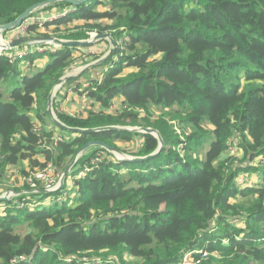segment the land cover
Masks as SVG:
<instances>
[{"label": "trees", "instance_id": "obj_1", "mask_svg": "<svg viewBox=\"0 0 264 264\" xmlns=\"http://www.w3.org/2000/svg\"><path fill=\"white\" fill-rule=\"evenodd\" d=\"M44 1L0 0V26ZM62 4L77 13L54 21V32L61 33L65 26L74 31L66 38L81 40L86 30L111 31L118 41L126 39L118 44L117 55L122 49L133 52L114 63L102 81L91 83L88 97L102 110L90 114L86 127L122 125L139 117L129 110L178 106L186 112L181 125L191 127V132L181 141L180 135L147 122L146 127L160 132L165 145L157 157L140 162H112L105 157L108 152L98 148L82 160L92 171L75 180L78 198L70 205L63 196L67 186L40 195L51 198L52 207L17 208L28 204L27 198L14 209V202H0L8 206L0 215V264H80L86 259L182 264L195 250L203 253L192 255L194 264H264V0ZM100 6L105 10H98ZM79 21L82 24L71 30ZM34 25L29 35L37 31ZM76 50L82 48L62 47L43 70L9 83L11 90L3 89L2 83L21 75L20 62L12 64L7 52L0 56V183L9 168L20 166L26 177L46 174L51 166L60 177L87 143L103 141L113 147L116 140L133 137L128 131L68 132L69 140L55 145L49 137L46 140L51 131L42 110ZM122 61L127 66L117 68ZM123 68L134 71L126 77ZM115 100L122 105L116 116L107 113ZM35 110L44 124L40 131L31 115ZM205 142L209 148L204 156L192 160V150ZM232 144L242 154L240 160L233 159ZM158 147V139L145 134L139 155L148 156ZM97 154L104 162L91 165ZM162 160L182 170L162 168ZM122 168L127 173L120 174ZM249 172L263 178L244 188L237 176ZM34 183L44 189L43 183ZM20 224L27 225L26 233L17 232ZM215 253L220 255L217 262Z\"/></svg>", "mask_w": 264, "mask_h": 264}, {"label": "rangeland", "instance_id": "obj_2", "mask_svg": "<svg viewBox=\"0 0 264 264\" xmlns=\"http://www.w3.org/2000/svg\"><path fill=\"white\" fill-rule=\"evenodd\" d=\"M57 4H60V7L58 8ZM62 9V11H61ZM98 10H105L101 6L98 7ZM66 12V13H65ZM71 13L76 14L77 12H74V9L66 8L65 5L60 3H55L53 5H50L48 7H45L43 9H39L35 11L28 19L24 22L23 25L20 27L11 30L9 32H0V43L5 44L6 48H2V51L7 52V57L10 60L12 64H16L17 62H20L19 71L21 72V75L17 78L15 76L9 77L7 81L2 83V88L5 90H11L13 89V86H9L8 84L11 83L12 85L15 83L16 80L21 81L23 77L29 76L32 77L37 72L43 70L47 64L51 61V58H55L56 54L61 50V46L57 44H53L52 42H43V41H34V42H28V43H20L22 40L27 39H39V38H46V37H52L55 39H59L62 41H77V40H71L66 38V36H70L74 33V31H68L65 26H62V32L56 33L54 32V29L56 25H53L54 21L59 22L66 20L69 18ZM36 24L34 26H37V31H33L30 35L28 34V30L31 25ZM82 22H76L72 26H70V29L78 25H81ZM49 25V27H48ZM51 25V26H50ZM86 38H83L79 41H91L94 37L97 35L102 34H110L112 39L116 42V51L112 54H110V51L112 50V42L110 39H103L100 41H97L94 45L90 47L82 48V50H76L73 51V57L71 60L70 68L65 72V74L60 78L64 79L69 76H78L76 79L73 80H67L64 81L61 85H59L58 82L55 83V85L51 88L49 91V95L51 94L53 96V103L51 106L52 115L51 116L48 112L49 109V102L47 98L46 108L45 110H42V115L44 117V124L46 127L51 131L50 136H46L47 138H50L51 143L53 145L60 143L64 140H69L72 138V135L68 133L66 130L59 128V126L55 123L54 118L59 121L61 124L67 126L68 128H81V129H90L85 126V122L88 121V119H91L90 114L95 113L98 114L102 110V106L100 103L96 102L95 99L89 98L88 94L90 91L91 83L95 80L102 81L105 78V75L110 72L112 67H114V63H117L118 61L121 62V59L125 56L133 55V52H124L120 51V53L117 55L119 45L123 44L126 39L123 37L119 39V41L116 39L115 34L111 31L100 33L96 30L89 31L86 30ZM129 39H127L128 41ZM141 48V46H139ZM3 52V53H4ZM116 57H115V56ZM95 57V58H91ZM114 57V59H112ZM32 58V59H31ZM98 66L92 68L91 70L87 71L84 75H80V72L86 68L87 66L97 63L100 60H103ZM33 60V65H30L29 62ZM127 66L126 61H122V63L117 67H125ZM122 74L124 76H129L133 73V69H125L123 68ZM241 76H243V72H241ZM16 81V82H18ZM123 99L120 97V100ZM113 105L111 106L110 110L107 112L109 114L118 115V111L122 108V105H120L117 100L114 101ZM137 113L139 117L137 119H134L132 121H128L126 124L122 125H109V126H101L91 129H100L105 127H117L121 129L126 130H142L143 128H149L146 127L147 122H153L156 124L157 127L165 128V130L172 131L177 135L181 136V141H185L186 136H188L191 132V127L186 128V126H182L181 122L185 119V113L183 112L182 108L178 106H174L173 108L169 110H162L160 108H153L147 111L146 109H137L129 110V112ZM179 111V113H177ZM38 111H33L32 118L34 119V122L36 124V128L40 131L43 129V125L37 118ZM61 114V115H60ZM63 115V118H62ZM62 129V130H61ZM149 129H153L156 131L157 134H160L156 128L150 127ZM124 130V131H126ZM131 132V131H128ZM186 135H183V134ZM133 137H129L130 140H116L114 142L113 148L114 151L108 152L106 154V159L112 161V162H140L137 161L139 158H144L145 156L139 155V152L141 150V146L144 141V133L142 132H132ZM162 137V136H161ZM46 148L49 146L47 143L44 144ZM179 149L182 148V145L178 147ZM209 148V143L205 142L203 144H198L192 150L191 156L192 160H196V156H204L205 152ZM98 147H90L87 150L80 151L78 154L70 161L69 165L73 160H76V163L71 169V172L75 171V173L70 176V178H67L65 185L68 188V191L64 193V198L68 200V204L74 203V199L78 198V195L76 194L75 190V180H81L84 178L88 173L92 171V168L89 164L83 163L82 160L87 158L90 154L95 153ZM171 150V147H170ZM235 144H232L230 146V152L232 153L233 159L240 160L242 158V154L240 152H236ZM179 155H181V158H186V154L182 151H177ZM104 162V156L102 154H97L92 160L91 165L99 166ZM68 165V166H69ZM255 166L258 165L257 162L254 163ZM162 168H170L173 169L175 172H179L182 170L181 166H177L176 164L168 165L166 160L161 161ZM23 168L20 167H12L7 170V172L4 175L3 181L0 183V197L7 196L9 198L8 201L14 202V205H11V209H14L15 206L18 204L19 200L23 198H27V201L29 199L28 204L19 205L17 208H29L31 210H36L39 205L41 207L49 205V207L54 205V201H52L51 198L48 197V199H40L39 197H42L40 195L43 194H51V193H45L43 191L47 190H56L60 186V180L61 176H57L55 173V168L51 166L48 169V172L46 174H42L41 172H36L35 174L26 177L23 172ZM28 170V167H27ZM114 170V169H113ZM128 169L122 168L120 171V174L127 173ZM63 174V173H62ZM262 176L259 175V173H240L237 176V182L240 184H243L244 188H247L249 186H252L254 184H260L262 180ZM37 180L40 184L43 183L44 189L38 188L35 186L36 184L34 181ZM46 185V187H45ZM61 190V189H60ZM59 190V191H60ZM58 192V191H57ZM55 193V192H54ZM62 198V197H61ZM59 198V200H62ZM71 200V201H69ZM52 202V203H50ZM238 202V201H237ZM237 202H234L237 204ZM240 203H243L244 200H240ZM246 202V201H245ZM246 204H249L246 202ZM46 207V208H47ZM8 208V206L0 205V215L3 216V210ZM235 224H238L239 228H244L243 224L235 221ZM15 229L17 232L24 234L27 232L28 228L26 224H20L16 225ZM198 253H203V250H195L193 253H190L186 255V257L183 259L182 264H194L192 261V255ZM216 262L220 259V255L218 253H215ZM80 264H108L102 263L100 261L96 260H90L86 259L80 262ZM198 264V263H196Z\"/></svg>", "mask_w": 264, "mask_h": 264}, {"label": "water", "instance_id": "obj_3", "mask_svg": "<svg viewBox=\"0 0 264 264\" xmlns=\"http://www.w3.org/2000/svg\"><path fill=\"white\" fill-rule=\"evenodd\" d=\"M90 0H46L44 2H40V3H37V4H34L33 6L29 7L27 10H25L16 20H14L13 22L9 23V24H6V25H1L0 26V32H9L11 30H14L18 27H20L21 25L24 24L25 21H27V19L37 10L39 9H43L45 7H48L50 5H53L55 3H66V4H69L73 7H80V6H83L85 4H87ZM103 39H110L111 42H112V50L110 51V54L109 55H112L115 51H116V42L112 39L111 35L110 34H102V35H97L96 37H94L91 41H62V40H59V39H55V38H52V37H46V38H39V39H25V40H22L20 43H28V42H34V41H43V42H52L53 44H57L61 47H81V48H85V47H90L92 45H94L97 41H100V40H103ZM5 44H2L0 43V47L1 48H6V46H4ZM106 58H104L103 60H100L99 62L97 63H94V64H91L89 66H87L86 68H84L80 74H84L86 73L87 71L91 70L92 68L98 66L102 61H104ZM78 76H69V77H66L64 79H60L59 80V85H61L64 81H67V80H73V79H76ZM48 102H49V109H48V112L51 116L52 115V111H51V106H52V103H53V96L50 94L49 95V98H48ZM54 121L55 123L62 129L66 130L67 132H70V133H99V132H104V131H124L126 129H121V128H117V127H105V128H100V129H81V128H68L67 126L61 124L59 121H57L55 118H54ZM126 131H131V132H142L144 134H149V135H152L154 137H156L159 141V147L157 148V150L148 155V156H145L144 158H139L137 161H144V160H148V159H152V158H155L157 157L163 150L164 148V145H165V142L163 140V138L156 133L155 130L153 129H149V128H143L142 130H126ZM90 147H98V148H101L103 150H106L107 152H111V151H114V148L108 144H106L105 142L103 141H91L89 143H87L81 151H84V150H87L89 149ZM76 163V160H73L71 162V164L69 166H67V168L65 169V171L63 172L62 176H61V180H60V186L56 189V190H45L43 192H47V193H54V192H57L59 191L60 189H62L65 185V182L67 180V178L69 177V175L71 174V169L72 167L74 166V164ZM9 198L7 196H2L0 197V202H5V201H8Z\"/></svg>", "mask_w": 264, "mask_h": 264}, {"label": "built area", "instance_id": "obj_4", "mask_svg": "<svg viewBox=\"0 0 264 264\" xmlns=\"http://www.w3.org/2000/svg\"><path fill=\"white\" fill-rule=\"evenodd\" d=\"M69 11H70V9H69ZM66 13V12H65ZM3 52L4 51H2V48L0 47V56H2L3 55ZM58 144V143H57Z\"/></svg>", "mask_w": 264, "mask_h": 264}, {"label": "crops", "instance_id": "obj_5", "mask_svg": "<svg viewBox=\"0 0 264 264\" xmlns=\"http://www.w3.org/2000/svg\"><path fill=\"white\" fill-rule=\"evenodd\" d=\"M72 10V9H71ZM61 11H62V9H61ZM85 74V73H84ZM84 74H82V75H84ZM121 101V100H120ZM119 103V102H118ZM26 166H27V164H26Z\"/></svg>", "mask_w": 264, "mask_h": 264}]
</instances>
